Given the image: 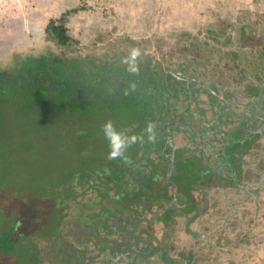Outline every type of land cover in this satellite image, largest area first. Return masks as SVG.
<instances>
[{
  "label": "rangeland",
  "instance_id": "374dc122",
  "mask_svg": "<svg viewBox=\"0 0 264 264\" xmlns=\"http://www.w3.org/2000/svg\"><path fill=\"white\" fill-rule=\"evenodd\" d=\"M76 7L84 9L68 13ZM246 10L252 13L248 14ZM241 17L245 22L252 21L258 29H264V0H0V67L11 66L15 60H22L27 55L48 57L64 52L47 38L46 26L51 19L68 27L69 35L78 40L76 44L82 54L90 52L106 56L104 51H109L110 59L116 63L120 56L118 50L126 44L125 38L141 42L136 47L138 49L145 48L144 40L150 38L151 44L143 50V56L151 52L162 61L163 50L167 52L181 36L207 40L206 27L219 19H230L232 23L228 34L233 40L224 49L238 51L242 46ZM100 32L110 37L101 39ZM163 62L167 66L166 61ZM199 74L201 72L198 71ZM224 77H216L217 85H221L220 90L223 91L221 100L229 86L233 87L223 85ZM237 87L240 98L245 101L244 87L242 84ZM0 93H10L0 96V228L22 218L32 240L34 235L56 230L60 214L54 206L57 190H67L74 173L95 168L100 161L107 162L109 146L102 126L110 119L102 116L97 107L94 110L91 107L87 112L90 114L84 117L82 109L67 106L55 93V98L50 97L44 107L37 100V95L28 100L15 94L19 93L15 89ZM21 93L45 92L32 90ZM110 121L114 123L115 119ZM83 127L94 133L80 139L78 132ZM258 145L255 147L256 151L260 148L258 161L246 156L250 162L240 165L238 174L242 182H252V185L259 182L257 190L231 184L236 179L232 180L228 175L224 182L220 181V187L212 184L202 187L204 192L198 188L190 195L192 203L198 199L201 204L200 217L208 219L201 225H191V229L211 235L209 239L195 241L187 233L183 220L174 228L156 222L154 227L147 228L155 234L153 240L156 245L175 257H181L182 253L187 255L189 250L200 257L202 253L197 249L201 244L215 240L225 248L208 247L210 255L203 253L201 264H264V178H260L264 175V141ZM190 161L193 164L198 159ZM196 171L202 179L210 178L208 170L199 168ZM253 190L255 197L248 199L246 192ZM183 197L187 198L186 195ZM247 201H258L260 208L255 207L253 211L257 213L247 212ZM236 211L238 215L234 214ZM242 212L248 215L240 216ZM250 214L254 216L251 225L247 224V219L240 220L253 217ZM148 224L146 221L145 226ZM239 233L242 234V244L237 246L232 239ZM222 235L227 238H221L224 237ZM34 240L38 247L45 244L41 238ZM248 243L252 251L245 247L249 246ZM196 244L200 246L194 250ZM18 256L0 251V264H18ZM183 259L188 264L189 258ZM147 260L146 264H164L156 253ZM128 261L126 258L122 264H129Z\"/></svg>",
  "mask_w": 264,
  "mask_h": 264
},
{
  "label": "trees",
  "instance_id": "16d2710c",
  "mask_svg": "<svg viewBox=\"0 0 264 264\" xmlns=\"http://www.w3.org/2000/svg\"><path fill=\"white\" fill-rule=\"evenodd\" d=\"M81 9L84 7H76L68 13ZM246 12L252 13L249 10ZM240 23L242 46L238 51L224 49L233 40L228 34L232 23L230 19H219L206 27L207 40L185 35L174 46L167 48V52L163 50L162 58L167 66L154 53L146 52L143 56V50L151 44L150 38H146L145 48H139L138 71L132 72L123 61L141 43L138 40L125 38L126 44L118 50L120 56L115 63L110 59L109 51H104L107 57L90 52L82 54L76 44L78 40L69 35L68 27L51 19L46 26L47 38L64 52L48 57L27 55L22 60H15L11 66L0 67V91L15 89L19 92L15 94L28 100L37 95L42 107L47 106L48 99L55 98L57 94L67 106L82 109L84 117L90 114L87 112L91 107L93 110L97 107L102 116L115 119L118 131L142 138L122 158L100 161L95 168L76 172L67 190H57L54 206L60 214L55 231L34 235L31 240L32 236L27 234L24 220L20 218L0 228V251L16 257L19 255L18 264H122L126 258L129 264H143L144 259H150L155 253L167 260L168 250L156 245L153 240L155 234L147 228L154 227L156 222L168 227L171 217L176 215L175 208L180 207L177 202H183L179 186L187 190L196 185V180L190 177L193 169L189 173L186 171L188 176L182 174L179 167H172L168 150L161 152L159 147L160 157L155 152L145 156L144 153L151 149L147 142L150 133L148 125L152 124L153 130L157 127L153 124L156 119L151 105L153 96L148 93H155L152 91L158 88V85L155 88L153 85L156 83L155 74L160 76L158 72L176 63L192 73L201 72L204 79L213 77L211 83L214 86L217 84L216 77L225 75L224 81L233 86H229L230 90H236L242 84L246 93L263 92L264 29H258L252 21L245 22L243 18ZM106 37L110 35L99 33V38ZM87 70L109 75L113 72L123 78L118 81L115 75H110L116 80L113 85L117 91L109 96L108 93H101L95 98L82 97L78 94L81 89L105 85L96 75L88 76ZM32 90L45 93H21ZM142 92L146 93L143 97L139 94ZM7 95L10 93H0V96ZM150 107L152 111L148 110ZM180 109L177 108L178 111ZM172 114L170 108L165 118ZM89 132V128L83 127L78 137L82 139L94 133ZM173 187L174 191H171ZM146 221L149 223L147 227ZM240 235L236 234L232 239L237 246L242 244ZM36 238L45 240V244L38 247L37 243H33ZM191 257L194 262V256Z\"/></svg>",
  "mask_w": 264,
  "mask_h": 264
},
{
  "label": "flooded vegetation",
  "instance_id": "af4514ba",
  "mask_svg": "<svg viewBox=\"0 0 264 264\" xmlns=\"http://www.w3.org/2000/svg\"><path fill=\"white\" fill-rule=\"evenodd\" d=\"M159 73H161L160 76L155 74L156 83L153 84L154 88L157 85L158 88L152 91L155 93H148L153 96L151 105L155 109L153 112L154 117L156 116L153 124L157 125V127L155 130L151 129L149 133L147 142L150 143L149 147L151 145V149H148L144 154L146 156L155 152L160 157L161 154H159L157 148L161 147V152L168 150L169 152L167 151V153L171 154L173 168L179 167L182 170V174L186 175H188L186 171L189 173L190 169H193L190 176L193 179H190L194 180L195 177H198L196 185L190 186L187 190L181 189L182 187L179 186V193L186 195L187 198L182 197L184 203L177 202V205L182 209L179 210V208V211H177L175 208L177 211L176 215L171 217V224L167 225H171L174 228L179 223L182 224L183 220L187 233L191 234L195 241L201 238L206 240L211 235L200 234L198 230L193 231L191 229V225H201L206 223L208 219L200 217L202 215L201 204L198 199L192 203L190 195L198 188L203 191L202 187H210L212 184L220 187V181L224 182V178L228 177V175L231 176L232 180L236 179V182L231 183L233 185L240 184L242 188L254 187L255 190L259 188V182H255L257 185H252V182H242V178L238 174L240 165L244 162H250L246 160V156L253 158V161H258L257 155H259L260 148L256 151L255 147H259L258 144H262L264 141V93H244L246 100L243 101L237 89H228L224 92L225 96L221 100V93L223 92L220 90L221 85L215 84L214 86L211 83V79H207V77L204 79L201 75L178 66L177 63L173 67L162 69ZM87 75L91 77L96 75V78L102 80L105 85L103 87L94 85L95 89H91L93 85L81 89L78 94L82 97L95 98L98 95L100 96L101 93H108L107 96H109L110 93L113 94L117 91L114 86L115 78L118 81L123 78L118 77L113 72H110V75H115V78L109 74H99L93 71L88 72ZM202 75L205 76V74ZM223 82V85L228 84L226 81ZM139 94L143 97L146 93L142 92ZM178 107H181L179 111L177 110ZM151 108L148 110L152 111ZM170 108H172V113L174 114L165 118V113ZM162 118H165V120ZM146 147L147 145H145ZM192 158L198 159V161L191 164L192 161L190 160ZM164 161L165 159L162 160V164ZM199 168L208 170L210 178L207 180L202 179L196 171ZM260 178H264V175ZM255 190L246 192L248 199L255 197ZM171 191H174V187L171 188ZM247 202V212L257 213V211H253L255 207L260 208L261 205L258 201ZM234 214L238 215V211L234 212ZM245 215L248 214L245 213ZM245 215L243 212L240 214L243 217ZM253 218L254 216L240 220L244 221L247 219V224L251 225ZM222 236H224L221 237L223 239L227 238L225 235ZM248 244L249 246L245 247L250 248L249 250L252 251L250 243ZM199 246L196 244L193 247L194 250ZM208 247L225 248L217 244V241L209 240L203 242L197 251L202 253L201 256L203 253L210 255ZM167 252V260H165V257L160 258L157 256L164 264H186L183 257H188V264H191V256H194V261L198 262L197 264H201L203 261L201 256L197 255L196 257V253H193L192 250L187 251V255L182 253L181 257L179 255L175 257L169 251ZM146 263H148L147 258L144 259L143 264Z\"/></svg>",
  "mask_w": 264,
  "mask_h": 264
},
{
  "label": "clouds",
  "instance_id": "9594fccd",
  "mask_svg": "<svg viewBox=\"0 0 264 264\" xmlns=\"http://www.w3.org/2000/svg\"><path fill=\"white\" fill-rule=\"evenodd\" d=\"M141 56V51L138 48H133L128 57L124 59V63L129 65V71L136 72L138 71L137 60ZM154 126L152 124L148 125V130ZM105 139L109 144V160H116L122 158L127 150L138 141H141V137L138 136H127L125 133L118 131L116 126L112 121H106L102 126Z\"/></svg>",
  "mask_w": 264,
  "mask_h": 264
}]
</instances>
